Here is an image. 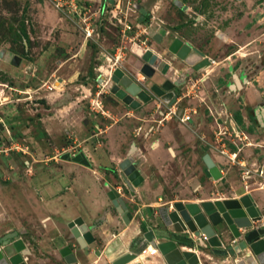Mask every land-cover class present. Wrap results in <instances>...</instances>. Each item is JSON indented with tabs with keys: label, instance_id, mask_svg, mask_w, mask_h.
Listing matches in <instances>:
<instances>
[{
	"label": "rangeland",
	"instance_id": "1",
	"mask_svg": "<svg viewBox=\"0 0 264 264\" xmlns=\"http://www.w3.org/2000/svg\"><path fill=\"white\" fill-rule=\"evenodd\" d=\"M82 1L91 9L90 37L86 24L59 10L55 0H0V243L14 233L8 241L22 242L26 264H67L50 248L54 235L37 215V178L61 163L64 154L85 153L66 130L68 116L74 129L82 121L97 136L96 144L104 142L99 133L115 115L104 106L113 101L101 96L109 84L97 78L112 72L126 23L132 26L128 36L135 39L124 40L120 60L127 61L135 79L156 80L141 72L143 53L132 51L135 43L140 49L157 48L165 58L162 46L177 36L211 59L199 69L171 59L177 70L185 63L190 67L163 74L171 80L184 77L176 91L181 99L174 105L162 100L160 107L155 103L126 116L137 126L133 142L145 147L137 167L146 182L138 191L120 169L114 186L136 218L147 205L214 201L264 190V0H180L186 10L173 0ZM136 2L150 13L146 22L139 23ZM62 30L69 35L64 44L59 42ZM66 75L76 80L61 86L59 78ZM187 108L196 117L191 126L182 120ZM45 121L54 127L48 130ZM145 129H153L150 141ZM151 152L153 160L148 159ZM207 153L225 172L222 181L206 175ZM157 157L159 165L153 162ZM149 253L158 254L152 247ZM226 263L236 264L235 259Z\"/></svg>",
	"mask_w": 264,
	"mask_h": 264
},
{
	"label": "crops",
	"instance_id": "2",
	"mask_svg": "<svg viewBox=\"0 0 264 264\" xmlns=\"http://www.w3.org/2000/svg\"><path fill=\"white\" fill-rule=\"evenodd\" d=\"M59 19H62L60 15ZM61 32L62 35L60 40L63 41L59 42L63 43V38H69V35L64 30ZM162 38L164 37L157 35V40L160 41ZM184 41L191 44V42L187 40ZM162 47L165 49L164 46ZM138 49L139 50L132 51L137 53L142 50L143 55L147 51V49L144 48ZM158 50L159 49L157 48L154 49V51L159 54L160 51ZM162 54L163 53H161V55ZM173 58L179 62H186L189 65L192 64V67H195L202 59H204L198 53H192L187 60H181L175 55L168 54V57L166 56L165 58H161L166 60L170 65L167 71L168 74L173 70L176 74L180 70L184 71L185 69H190L186 63H182L183 65L179 66V70H177L172 65L173 63L171 62V59ZM205 58L208 57L205 56ZM64 63L65 62H62V65ZM119 63L120 64L118 65H120L122 69L134 78L132 68L127 65V61L124 64V62L121 63V60H119ZM145 64L146 62L144 61L142 67L145 66ZM151 69H153V74L146 77L153 80L155 78V81L150 80L149 82H143L141 79L134 78L139 82V84L149 91L151 90L152 85L161 84L166 79L171 80V78L164 76L165 74L163 75L162 71L158 69V65L151 66ZM105 74L106 79L97 78V80L99 84L102 83L105 86L109 84L107 89L102 91L101 96H103L105 100L109 98L113 101L110 103L105 102L104 106L109 109L108 111H111L115 115V117H111L112 119L110 124H106L105 128H102L99 133V136L103 135L105 140L100 144H96L95 140H97V136L90 134L88 127L82 121L79 123L80 126L78 127L77 125L74 129V122L71 120V116H68L67 119L64 120L67 132L74 135L76 138L74 142H79L80 147L84 150V156L87 163H84L83 161L78 162L71 158H62L61 163L53 164L48 173H45L44 175H42V173L39 174V177L37 178V187L39 189L41 199L37 200V208L39 207L37 215L40 220L45 223L44 226L47 230L46 232H51L52 235H54V239L52 238L53 243L49 244L50 248L55 250L58 258L67 264L70 263L67 262L65 256L62 254V250L66 247L71 248V252L77 259V262L73 264H108L128 252H138L140 255L136 260L142 264H166L160 254L149 253L145 255L143 252V248L145 246H150L149 242L144 238V233L149 227L156 229L157 227L159 228L162 226V222L159 218L160 206L157 204L147 205L145 209L146 211H144L145 213L142 212L140 218H136V213L133 214V212L128 208V205L127 209L121 211L110 197V192L112 190H116L123 198V193L120 192V187L114 186V183L119 182L116 179L115 173L121 169V163L128 158H131L134 164L138 166V153L139 151H144L143 149L145 148L139 147L137 143L133 142V140L135 141L136 134L138 132L137 126H133L130 123L133 119H128L126 116H137L140 110H148L155 103L160 107L164 105V103L162 100H159L158 97H154L151 101L142 103L140 107L133 108L124 103L111 91V86L113 85L109 77L111 75V70H107V73H103V75ZM155 75L156 77L159 76L158 78L161 77L162 80L158 81L159 79H157ZM182 78H173L171 80L176 83L174 91H177L179 88L178 86L184 82V77ZM75 80L76 75L70 77L66 75L59 78L61 86L66 85V83L69 84L70 82H74ZM91 90L92 89L89 88L90 92ZM180 99L181 97L178 96L175 102L167 104L174 105ZM115 101L120 102V104L115 105ZM188 109L189 108H187V111L184 113L190 114L191 119L185 122V125L191 126V124L196 122V117L195 114L188 112ZM257 114V118H259V121L261 122L262 113L258 110ZM122 117L126 118L124 124L120 123V118ZM112 120L115 122H112ZM148 121L150 120H147V122ZM44 124L46 128L49 127L48 130L54 127L52 123L49 124L46 123V121ZM143 125H146V123ZM145 130V134L148 136L147 140L150 141L154 134L153 129ZM156 145V143H152L151 147ZM206 155H209L215 165L219 168L221 173V178L219 179L222 181L226 177L225 172L211 154L207 153L205 156ZM205 156L204 162L206 165ZM152 158H155L154 153H148V159L153 160ZM155 160L156 161L153 162H155L156 165L161 163V161L158 162V157ZM139 171L144 180L139 186L134 185L135 189L138 191L142 190V185L146 182L145 176L140 169ZM205 173L208 177L214 178L212 175H208L207 172ZM59 175L62 178H60ZM246 194L252 196L253 200L257 204V207L263 214L261 221L255 223V225H264V190H249L244 192L241 196L234 195L232 197L221 198V200L228 198H240ZM201 201L202 200H200V202ZM191 202L200 203L198 200ZM140 211L142 210L136 211L137 214H139ZM129 212L132 214L131 217L128 215ZM154 218L155 221L153 220ZM77 220H80L82 224L80 226H86L94 237V241L87 243L86 247H82L73 235L71 223ZM143 225L146 226L145 230L143 229ZM61 238H63V240ZM183 249H190V247L183 246ZM194 250H197L203 264H227L226 262L228 261L234 262L235 259L236 262L238 259L244 257V255H238L232 259L231 256L216 255L211 248H208L207 250L194 248ZM9 251L10 253H14L15 250L13 248H9ZM143 254L144 257H141Z\"/></svg>",
	"mask_w": 264,
	"mask_h": 264
},
{
	"label": "water",
	"instance_id": "3",
	"mask_svg": "<svg viewBox=\"0 0 264 264\" xmlns=\"http://www.w3.org/2000/svg\"><path fill=\"white\" fill-rule=\"evenodd\" d=\"M110 1L115 3V0ZM176 3L179 4L178 1ZM134 6L140 11V22H142L148 10L138 2ZM166 42L164 47H168L170 52L168 54L175 55L178 59L187 60L194 52L201 55L204 59L195 68L199 69L210 63L211 59L205 58L206 55L202 51L182 38L176 37ZM1 57H4L3 52H0ZM143 60L146 64L141 67V71L146 76L153 74L151 66L158 65V69L163 74L167 73L170 66L151 49L144 53ZM110 80L113 84L111 91L133 108H138L142 103L151 101L153 94L165 103H173L178 97L174 91L176 83L170 79H166L161 84L152 85L149 91L124 69L117 67L111 73ZM63 158L87 163L83 153L75 156L66 153ZM205 161L207 174L215 179L221 178L219 168L209 155L205 156ZM121 169L135 186H139L144 180L131 158L121 163ZM110 197L121 211L127 209V204L118 191L112 190ZM128 215L132 216L130 212ZM159 218L162 226L156 229L149 227L144 233V238L153 248L157 249L166 264H203L194 248L202 250L211 248L214 254L221 256L244 255L236 261L237 264H264V225H255L261 221L263 214L249 194L234 199L204 200L201 203L177 201L171 206L159 207ZM80 225H82L80 220L71 223L72 232L80 245L86 247L87 243L94 241V237L86 226ZM11 237H13L12 233L6 235L2 239L3 244L0 243V264H26L20 253L24 245L20 240L9 242L8 239ZM183 246L190 247V249H183ZM9 248H13L14 253H10ZM62 254L68 263L77 262L70 247L63 249ZM139 255L138 252H128L108 264H129Z\"/></svg>",
	"mask_w": 264,
	"mask_h": 264
},
{
	"label": "built area",
	"instance_id": "4",
	"mask_svg": "<svg viewBox=\"0 0 264 264\" xmlns=\"http://www.w3.org/2000/svg\"><path fill=\"white\" fill-rule=\"evenodd\" d=\"M117 0H115L116 4ZM107 3H109L108 5H112L111 2L108 0ZM113 4V5H114ZM55 5L59 10H62L63 12H67L70 13L71 15L77 16L79 17V19L86 24L85 30L87 32V37H90L92 35V29H91V16H90V12L91 9L87 6L86 3H84L82 0H55ZM106 8V6H104V9ZM102 9H100L101 11ZM125 28L122 32V40H123V45H121L118 48V54H116V56L114 57L115 60H113V66H112V72L119 67V60L122 56L123 53V49L126 48V46L124 45V40L126 38H130L132 41L135 39V37L131 38L130 36H128L127 31L128 30H132V26L129 25L128 23L125 24ZM139 34H137L138 36ZM141 47L139 46L137 43L134 44L132 50H139L138 48ZM146 49V48H145ZM148 50V49H147ZM111 72V73H112ZM111 78V75H110ZM191 119V115L190 114H184L182 116V120L184 122H187ZM150 247L153 248V246H147L144 249V253H146V251H148L150 249ZM154 251H157V249L153 248ZM158 252V251H157Z\"/></svg>",
	"mask_w": 264,
	"mask_h": 264
},
{
	"label": "flooded vegetation",
	"instance_id": "5",
	"mask_svg": "<svg viewBox=\"0 0 264 264\" xmlns=\"http://www.w3.org/2000/svg\"><path fill=\"white\" fill-rule=\"evenodd\" d=\"M176 1H178L179 2V4L178 3H176ZM175 5H178V6H182V8L184 9V10H186L187 8H185V6H183V4H182V2L180 1V0H173L172 1ZM150 17V13L148 12V14L144 17V19L146 18V17ZM144 21V20H143ZM143 21L142 22H140V19H139V23H143ZM167 34H170V33H167ZM177 36H175L173 39H175ZM161 43H164V39L162 40L161 39ZM165 50L167 51L166 52V54H168V53H170L169 51H168V47L166 46L165 47ZM159 55V54H158ZM160 58H162V57H160ZM162 60V59H161ZM164 60V59H163ZM159 63V62H158ZM168 63V62H167ZM175 93L177 94V92L175 91ZM153 98H154V94H153V96H152ZM178 98V97H177ZM22 246V245H21ZM23 250V249H22Z\"/></svg>",
	"mask_w": 264,
	"mask_h": 264
},
{
	"label": "trees",
	"instance_id": "6",
	"mask_svg": "<svg viewBox=\"0 0 264 264\" xmlns=\"http://www.w3.org/2000/svg\"><path fill=\"white\" fill-rule=\"evenodd\" d=\"M148 19H149V17L147 16V17L144 19V21H143V22H146Z\"/></svg>",
	"mask_w": 264,
	"mask_h": 264
},
{
	"label": "bare ground",
	"instance_id": "7",
	"mask_svg": "<svg viewBox=\"0 0 264 264\" xmlns=\"http://www.w3.org/2000/svg\"><path fill=\"white\" fill-rule=\"evenodd\" d=\"M52 90V89H51Z\"/></svg>",
	"mask_w": 264,
	"mask_h": 264
}]
</instances>
